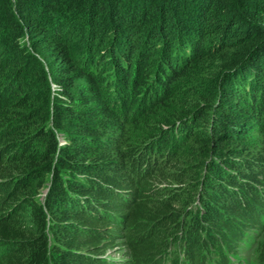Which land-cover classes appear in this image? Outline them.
I'll return each mask as SVG.
<instances>
[{"label":"trees","instance_id":"1","mask_svg":"<svg viewBox=\"0 0 264 264\" xmlns=\"http://www.w3.org/2000/svg\"><path fill=\"white\" fill-rule=\"evenodd\" d=\"M0 264H264V0H0Z\"/></svg>","mask_w":264,"mask_h":264},{"label":"rangeland","instance_id":"2","mask_svg":"<svg viewBox=\"0 0 264 264\" xmlns=\"http://www.w3.org/2000/svg\"><path fill=\"white\" fill-rule=\"evenodd\" d=\"M119 255H120V254H115V255H113V258L116 259V260L118 261L119 258H122V257H120Z\"/></svg>","mask_w":264,"mask_h":264}]
</instances>
